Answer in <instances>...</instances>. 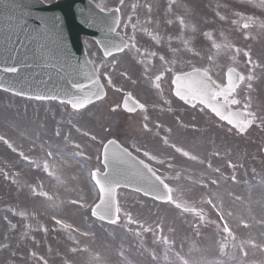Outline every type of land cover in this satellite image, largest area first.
Returning a JSON list of instances; mask_svg holds the SVG:
<instances>
[{"label": "rangeland", "instance_id": "rangeland-1", "mask_svg": "<svg viewBox=\"0 0 264 264\" xmlns=\"http://www.w3.org/2000/svg\"><path fill=\"white\" fill-rule=\"evenodd\" d=\"M96 1L102 8L118 6L126 19L131 16L132 7L139 15L136 24L127 22L123 25L131 38L130 48L117 57L115 74L123 75L124 91L134 92L144 101L156 93L152 78L158 71L173 65L184 69L185 61L194 49L204 50L200 42L203 38L199 36L203 27L212 30L210 38L213 36L215 41L230 38L240 41L243 37L232 32L233 26H228L232 24V18H264L261 15L264 7L245 0H222L224 8H236L242 14L215 15L207 8L205 11L210 18L196 14L194 26L192 14L195 10L191 6L199 7V0H166L165 9L164 0H148L154 6L150 11L155 26L166 25L165 19L174 13L181 19L179 28L171 24L172 35L165 42L150 47L142 22L150 8L144 0ZM168 2H177V6ZM208 22L211 24H206ZM174 28L178 29L180 40L188 44L178 45L179 37ZM165 34L166 31L162 33ZM218 61L222 62V59ZM162 84L168 92L169 82L165 80ZM245 89L246 85L240 92L244 94ZM254 96L251 105L261 106L258 95ZM118 113H112L110 107L103 105L70 117L60 113L54 103L22 101L0 93V264H6L7 250L19 244L22 251L15 257L20 256L22 264H264V165L260 163L254 167L261 166L259 171L245 172L240 168L239 174L245 183L248 178L244 173L254 175L260 190L245 183L228 186L203 172L200 177L208 180L204 183L206 189H197L192 182H185L186 197L181 200L182 204L178 201L179 209L173 204L159 205L138 195L121 192L122 223L119 226L83 220L79 207L92 200L94 193L85 180V172L73 162V159L80 160L82 154L80 129L91 135L99 146L108 137L106 126L113 131L120 129L125 117ZM84 146L93 149L88 142ZM36 156L41 165L34 168ZM192 169L187 179L192 178L193 171L199 173L193 166ZM20 175H26L28 181L19 182ZM33 179L39 180L43 191L52 195L56 202L45 203L32 195L31 198L29 184ZM179 185L183 187V184ZM205 196L211 198V203L203 200ZM177 199L175 191L173 203ZM15 201L36 213L37 222L29 225L33 229L29 232L30 237L21 230L19 215L7 208ZM52 215L72 226H80V236L55 228L49 221ZM201 215L204 218L198 221ZM41 227L46 229V236L39 232ZM135 228L137 235L133 237ZM160 240L162 243L154 244ZM48 241L53 242L51 250L46 249ZM131 242H138L140 246L135 244L132 248Z\"/></svg>", "mask_w": 264, "mask_h": 264}, {"label": "snow or ice", "instance_id": "snow-or-ice-1", "mask_svg": "<svg viewBox=\"0 0 264 264\" xmlns=\"http://www.w3.org/2000/svg\"><path fill=\"white\" fill-rule=\"evenodd\" d=\"M258 7H264V0H261V3L259 5H257ZM54 19L58 20L59 17H55ZM244 27H248L247 24L244 25ZM134 46V45H133ZM111 53H106V55H110ZM154 55V53H153ZM245 55L247 56L248 53H245ZM161 59L163 60L164 58L161 57ZM0 71H3L5 73H16L18 71V69L14 66H6L3 68H0ZM198 75V85L199 87H197L196 89H192V88H187L184 92L180 91L179 89H177L176 91V95L177 97H179L181 100H183L185 103L189 102L190 98H196L198 99L200 104L203 105H207L209 107V109L216 115L218 116L220 119L222 120H227V122L232 125L233 127H235L239 132L243 133L246 130V127L252 123V121H247L246 123H234L233 120L230 117H225L223 115V113L220 111V109L218 107H216V105L214 104H210L209 100H215L217 98V96H223L225 98V102L226 103H230V104H235L238 103V101L236 100H228L227 96L234 91L235 89V82L232 80L231 77V70L229 71V87L227 88L226 92H220V91H213L212 87L213 84L210 83V77H208L206 75V73H199ZM161 79L160 76L156 77V80L159 81ZM181 77L177 76L173 79L172 83L173 84H177L180 81ZM240 80H243L244 77H239ZM248 79L250 80L251 77L249 76ZM157 87H159V85L157 84ZM217 89H219L220 86H215ZM4 91H13L10 89L5 88ZM14 95H20L23 96L25 95L23 92H15L13 91ZM36 100H47V99H51V100H59V102L61 103H65L64 100L60 99L57 96H45V95H36L35 97H33ZM68 104H70V106L74 109V110H80L85 108L91 101L89 100L88 97H84V98H75V99H69L66 101ZM125 108L126 110L129 111L128 107H127V102H125ZM230 167H235V165L230 164ZM218 171V169H217ZM233 180H235V177H233ZM216 181H213V183H215ZM209 203H211V201H208ZM188 210V209H186ZM97 209L93 210V215H97ZM201 220H203V215H201ZM111 223H115L116 221H110ZM225 230L227 231L228 229L225 228Z\"/></svg>", "mask_w": 264, "mask_h": 264}, {"label": "water", "instance_id": "water-1", "mask_svg": "<svg viewBox=\"0 0 264 264\" xmlns=\"http://www.w3.org/2000/svg\"><path fill=\"white\" fill-rule=\"evenodd\" d=\"M69 2H70L72 5L75 4V1H74V0L69 1ZM62 5H63V4H62ZM71 7H73V6H71ZM67 16H70V18H68V20H67V23H68V24H66V27H67V30H68L70 36H71L72 38H74V37H76L77 34L79 33V29L77 28V26L74 25V24H72V23H70V22L72 21V19L74 20L75 15L72 14V13H70V14L67 13ZM69 23H70V24H69Z\"/></svg>", "mask_w": 264, "mask_h": 264}, {"label": "bare ground", "instance_id": "bare-ground-1", "mask_svg": "<svg viewBox=\"0 0 264 264\" xmlns=\"http://www.w3.org/2000/svg\"><path fill=\"white\" fill-rule=\"evenodd\" d=\"M74 23L76 24V22H72V24H74Z\"/></svg>", "mask_w": 264, "mask_h": 264}]
</instances>
